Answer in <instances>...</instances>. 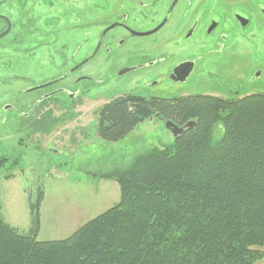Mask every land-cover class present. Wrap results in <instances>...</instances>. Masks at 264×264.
<instances>
[{
    "label": "trees",
    "instance_id": "trees-1",
    "mask_svg": "<svg viewBox=\"0 0 264 264\" xmlns=\"http://www.w3.org/2000/svg\"><path fill=\"white\" fill-rule=\"evenodd\" d=\"M154 116L192 127L184 128L171 148L148 152L130 169L114 172L121 202L65 240L37 241L41 191L33 235L19 234L0 212V264H254L263 259L264 94L120 97L99 113L98 133L105 141H119ZM215 127L221 131L218 143L212 142Z\"/></svg>",
    "mask_w": 264,
    "mask_h": 264
},
{
    "label": "rangeland",
    "instance_id": "rangeland-1",
    "mask_svg": "<svg viewBox=\"0 0 264 264\" xmlns=\"http://www.w3.org/2000/svg\"><path fill=\"white\" fill-rule=\"evenodd\" d=\"M201 3L203 22L208 13H219L225 30H234L235 9H240L251 20L246 28L253 32L256 45H248L243 38L232 45H224L225 71L223 53L219 58L212 57L210 51L215 45H206L189 51L190 55L204 54L198 59L199 71L175 92L170 90L168 83L153 84L157 68L166 65L162 64L151 70L144 68L129 73L118 83L105 81L102 92H91L100 99L95 103L84 100L78 112L45 113L38 121L40 124L37 120L33 123L34 119L18 121L17 118L8 119L3 125L0 116V212L10 227L21 235H33L34 204L41 191L43 200L39 207L37 240H65L121 202V188L113 177L114 172L130 169L141 155L173 146L175 139L166 129V121L158 116L141 122L119 141L103 140L98 133V111L116 97L173 99L212 95L227 99L264 94V45L259 44L264 39V24L255 7L256 3L264 7V0H192V7L199 11ZM147 47L144 51L149 59L142 63L152 61L156 53V48L149 51ZM166 51L157 58L181 54L169 46ZM139 61L137 57L130 58L125 64L141 63ZM216 63L229 81L224 83L214 75ZM256 69L261 70V78L253 82L251 77ZM4 73L0 70V76ZM7 102V99H0L1 105ZM220 135V129L215 127L212 142L218 143Z\"/></svg>",
    "mask_w": 264,
    "mask_h": 264
},
{
    "label": "flooded vegetation",
    "instance_id": "flooded-vegetation-1",
    "mask_svg": "<svg viewBox=\"0 0 264 264\" xmlns=\"http://www.w3.org/2000/svg\"><path fill=\"white\" fill-rule=\"evenodd\" d=\"M200 7L194 9L192 0H0V70L5 72L0 99L9 101L0 104L1 123L17 118L39 123L45 113L78 112L84 100L100 99L91 92H102L105 81L118 83L129 73L162 64L153 84L168 83L175 92L199 71L198 59L204 54H188L193 48L215 45L210 52L216 58L223 53L225 71L224 45L242 38L256 45L246 28L251 20L235 9L234 30H225L219 13H208L203 22L202 3ZM255 7L264 24V7ZM259 44L264 45V39ZM146 46L156 53L142 63L149 59ZM168 46L181 54L157 58ZM135 57L141 63L126 66ZM219 71L216 63L214 75L229 81ZM255 71L253 82L261 78V70Z\"/></svg>",
    "mask_w": 264,
    "mask_h": 264
},
{
    "label": "water",
    "instance_id": "water-1",
    "mask_svg": "<svg viewBox=\"0 0 264 264\" xmlns=\"http://www.w3.org/2000/svg\"><path fill=\"white\" fill-rule=\"evenodd\" d=\"M165 127L173 135L174 139H176L177 136L181 135L184 130L183 128H180L174 123H172L171 121H167L165 123ZM190 127H192V123H188L187 125H185L184 128H190Z\"/></svg>",
    "mask_w": 264,
    "mask_h": 264
},
{
    "label": "crops",
    "instance_id": "crops-1",
    "mask_svg": "<svg viewBox=\"0 0 264 264\" xmlns=\"http://www.w3.org/2000/svg\"><path fill=\"white\" fill-rule=\"evenodd\" d=\"M11 226V225H10ZM38 237V236H37ZM63 240V239H59ZM43 241H54V240H43ZM56 241V240H55ZM260 251L264 254V247L260 248ZM254 264H264V259L259 260L258 262H255Z\"/></svg>",
    "mask_w": 264,
    "mask_h": 264
},
{
    "label": "bare ground",
    "instance_id": "bare-ground-1",
    "mask_svg": "<svg viewBox=\"0 0 264 264\" xmlns=\"http://www.w3.org/2000/svg\"><path fill=\"white\" fill-rule=\"evenodd\" d=\"M184 127H185V126H183V127H180V128H183V129H184Z\"/></svg>",
    "mask_w": 264,
    "mask_h": 264
}]
</instances>
